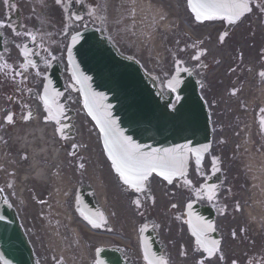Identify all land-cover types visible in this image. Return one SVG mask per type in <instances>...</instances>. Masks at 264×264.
<instances>
[{
    "label": "flooded vegetation",
    "instance_id": "1",
    "mask_svg": "<svg viewBox=\"0 0 264 264\" xmlns=\"http://www.w3.org/2000/svg\"><path fill=\"white\" fill-rule=\"evenodd\" d=\"M107 3L108 0H61L59 4L57 0H8V3L0 0L3 7L0 22L6 25L1 28L4 31V53L0 57V185L3 182L2 167L11 179L10 183L0 186V203L16 212L34 249L36 264H70L69 254L49 249L42 239L39 223L25 222V214L34 205L24 206L18 191V168L24 160L18 140L29 129L30 123L43 126L64 139L71 136L78 95L69 76L66 51L73 34L87 28L101 33L106 31ZM249 4L251 13L237 27L213 26L218 31L217 48L225 55L222 70L218 64L212 68L217 73L210 74V78L198 74L200 88L211 111L214 142L202 168L194 167L193 175L198 183L189 198L184 194L177 196V203L163 207L159 201L162 183L158 179L150 180L142 193L126 188L118 190L125 204L117 206L123 211V220L114 214L118 219L117 228L107 225L100 235V244L102 249L109 247L120 251L127 264H148L139 236L152 231L156 234L161 259L167 264H264V220L260 219L256 225L249 220L250 206L244 197V188L248 185L237 170L235 158L242 150L236 140H240L245 132L246 117L252 115L264 134V104H260L264 100V75H261L264 73V0H249ZM33 5L43 7L37 12L38 17L34 8L30 15L25 13L24 7ZM42 17L46 21L45 29L33 22ZM28 33L36 37L35 43ZM223 34H227L225 40L220 38ZM107 35L111 37L112 33ZM34 51L39 55H32ZM30 61L35 62L36 67H32ZM53 67L62 70L64 91L51 107L43 100V89ZM222 97L237 103L241 116L232 107L224 109L220 102ZM46 108H51V114ZM8 115L13 116L12 123L7 122ZM232 137L235 141L233 148L229 149ZM185 179L175 181L173 186L179 191L185 190L188 187ZM209 180L216 184L212 200L204 193L202 196L196 194ZM86 185L88 183L80 181L77 187ZM181 196L183 201L192 199L214 211L216 230L222 242L213 259L197 250L184 222L183 207L179 204ZM137 199L140 200L139 207L134 203ZM105 210L109 214L115 213L112 207ZM111 229L121 238L117 241L110 238ZM72 258L75 263H84L74 255Z\"/></svg>",
    "mask_w": 264,
    "mask_h": 264
},
{
    "label": "water",
    "instance_id": "2",
    "mask_svg": "<svg viewBox=\"0 0 264 264\" xmlns=\"http://www.w3.org/2000/svg\"><path fill=\"white\" fill-rule=\"evenodd\" d=\"M196 2L197 0H191V3ZM188 5L195 16L190 0ZM75 38L71 42L69 62L72 74L81 88L84 104L87 99L90 104L94 100L102 105V111L110 113L111 120L120 132L130 137L145 152L154 149H183L187 158V172L191 154L202 160L210 149L211 131L208 112L191 71L177 69L167 84V100L155 81L151 80L137 63L122 57L111 43L98 33L82 32ZM52 74L59 86L58 76L55 72ZM176 81L178 83H175ZM172 92L176 93L179 102L173 111L170 109L174 99ZM86 110L89 111L88 108ZM101 119L106 117L102 115ZM93 121L97 124L96 120ZM98 128L100 129L99 126ZM102 141L104 144L103 135ZM79 202L78 213L88 223L92 221L99 227L101 214L95 200L90 198V194L81 193ZM191 205V217L188 208L186 212L193 225L197 223V218L213 225L214 219L208 210L200 208L198 204ZM12 215L9 211L0 213V252L3 261L6 264H33L27 240L21 229L16 230L17 223ZM8 228L17 231V237L7 235ZM190 229L192 231L191 226ZM115 257L117 256L112 252L105 251L99 259L101 264H120L119 258Z\"/></svg>",
    "mask_w": 264,
    "mask_h": 264
},
{
    "label": "rangeland",
    "instance_id": "3",
    "mask_svg": "<svg viewBox=\"0 0 264 264\" xmlns=\"http://www.w3.org/2000/svg\"><path fill=\"white\" fill-rule=\"evenodd\" d=\"M118 7L119 11L114 13L111 10L109 17V28L112 33V39L125 55L138 60L146 71L160 83L165 82L173 74L175 63L183 55V48L186 47L185 49H187V47H190L188 42L192 39L183 31L181 27L182 21L190 24L194 31L193 35L197 36V32H200V37L207 34L212 35V30L208 29L209 26L204 27V30L203 27L197 29L192 26L194 20L185 0H122ZM187 51L190 56L194 55L190 49H187ZM216 56L213 57L215 58ZM227 103L229 104L231 102L228 101ZM79 124L81 126L79 134L82 135V138L78 145L82 147L88 145V148L91 151H95L97 156L102 148L99 132L90 119L85 120L84 117H79ZM258 141L261 142V148H263L264 141L260 139ZM252 150L255 154H261L258 146H254ZM68 157L70 161L67 163V168L74 167V181L76 183L78 178L84 176L82 169L85 167L87 159H82V161L77 159L76 162L75 159H72L73 157ZM71 161L73 166L71 165ZM238 161L240 168H246L243 158L239 157ZM107 163V160H105V171L102 168L103 174L101 175V180L105 182L109 181V166ZM77 165H80L82 169H79ZM21 167L24 169L23 164ZM76 170H79L80 173L76 174ZM240 171L242 174L246 173L245 170L240 169ZM29 183L30 186L36 188V184ZM165 186L163 189L166 191H172L174 189L167 186L165 188ZM69 196H71L70 193ZM115 204L118 205L117 203ZM44 206L46 208L45 210H41L40 206H37L36 209H30L29 214H25V222L40 223V231L41 233L43 232L42 239L45 240L46 246L48 242L50 244L51 242L56 243L54 238L60 237L58 232L56 234L54 233L55 229L51 230L52 225L61 230V236L69 242L71 247H74V244L78 240H81L86 245V251L88 253V243L96 244L97 240L95 236L90 235L78 224V222H81V219H79L70 204L68 206L70 211L67 210L74 217V219L70 218V220L65 215L59 214V212H48L55 208L58 209L59 206ZM120 220H123V217ZM47 223L51 226H48ZM49 227L50 229H48ZM34 228L38 227L35 226Z\"/></svg>",
    "mask_w": 264,
    "mask_h": 264
},
{
    "label": "snow or ice",
    "instance_id": "4",
    "mask_svg": "<svg viewBox=\"0 0 264 264\" xmlns=\"http://www.w3.org/2000/svg\"><path fill=\"white\" fill-rule=\"evenodd\" d=\"M61 0H57L59 4ZM8 3V0H5ZM14 7V5H12ZM193 12L195 13L197 21L203 20H224L229 23H234L237 19L242 17L246 12L251 11L249 7V0H197L196 3H191ZM91 14V13H90ZM6 25L0 22V28H4ZM32 42H36V37L31 33H28ZM76 39L75 37L73 38ZM223 39V38H221ZM32 55L38 56L39 53L33 52ZM32 67H36L35 62L30 61ZM261 75H264L262 73ZM86 79V78H85ZM175 83H178L176 81ZM174 87V85H170ZM55 101L53 100V103ZM45 104L48 101L45 100ZM85 107L88 108V114L96 120L97 125L100 127L101 133L104 136V148L107 152L108 159L111 161V165L117 173L119 179L128 188L134 190L136 193H142L146 191V184L153 174L162 178L168 184H172L174 179L186 177L187 175V158L184 154V150L177 149H154L151 152H145L143 148L135 144L130 137L124 136L120 130L115 126L111 120L110 113L102 111L103 106L96 103L94 100L90 104L86 99ZM51 114V108H46ZM106 119H101V116ZM8 123H12L13 116L8 115L6 117ZM264 123V122H262ZM200 163V158L197 157V165ZM215 163V162H214ZM186 186L191 187V181L185 179ZM215 186H207L201 188L196 194L202 196L205 191H208V199L214 198L213 194ZM134 203L137 207L140 206V200H135ZM175 207V205H173ZM189 209V216L191 217L192 205H187ZM179 219V217H177ZM92 227H98V225L92 221H89ZM192 228V235L196 238V246L198 251H202L207 254L208 258H211L219 251V241L209 240L207 234L214 231L213 225L197 218V223L192 224V221H188ZM148 259L147 257H145ZM148 264H153V261L149 259ZM158 264H167V262L161 259ZM202 264V262H200Z\"/></svg>",
    "mask_w": 264,
    "mask_h": 264
},
{
    "label": "bare ground",
    "instance_id": "5",
    "mask_svg": "<svg viewBox=\"0 0 264 264\" xmlns=\"http://www.w3.org/2000/svg\"><path fill=\"white\" fill-rule=\"evenodd\" d=\"M187 31L189 32L190 30ZM62 145L64 151L57 149L56 141L46 138L41 130L32 132L29 137L23 139L22 146L30 153L31 161L29 169L23 172L24 177L22 178L20 189L24 197H26L25 183L32 180L39 187V190H36L37 196L46 198L44 205L59 206L58 209L55 208L48 212H59V214L65 215L70 220V218L74 219V217L67 210L69 200L66 196L71 190L74 175L70 168H67L66 162L63 163V160H65L67 155L65 151L74 147L75 141H66ZM82 148L78 153L79 157H84L88 150L87 145ZM251 163L257 171V177H255L257 178V184L258 182L264 183V155L252 156ZM71 165L73 166V164ZM101 168H103L102 165L95 161L94 166L87 169V173L92 180L100 174ZM36 201L39 205H42L37 198ZM44 205H42L43 208L41 210L46 209ZM80 225L93 234L83 222H80ZM56 242L58 241L56 240Z\"/></svg>",
    "mask_w": 264,
    "mask_h": 264
}]
</instances>
